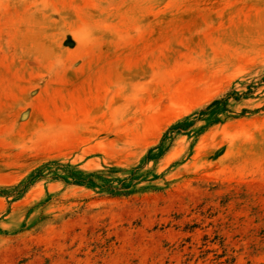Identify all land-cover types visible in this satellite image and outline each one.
Returning <instances> with one entry per match:
<instances>
[{"label":"rangeland","instance_id":"1","mask_svg":"<svg viewBox=\"0 0 264 264\" xmlns=\"http://www.w3.org/2000/svg\"><path fill=\"white\" fill-rule=\"evenodd\" d=\"M0 264H264V0H0Z\"/></svg>","mask_w":264,"mask_h":264},{"label":"trees","instance_id":"2","mask_svg":"<svg viewBox=\"0 0 264 264\" xmlns=\"http://www.w3.org/2000/svg\"><path fill=\"white\" fill-rule=\"evenodd\" d=\"M241 96L242 94H239L237 91L229 92L226 95V97L215 100L208 107L200 110V112L198 113L197 120H201L204 116H207L208 114L213 113L216 110L215 108L219 107L221 104H225L229 99L231 98L239 99L241 98ZM188 119L189 118L169 128V130L166 132L165 136L163 137L161 143L157 147L149 150V154L147 156L148 161L154 160L155 158H157V155H152L153 151L155 149L161 148L169 136H172V134L181 132L189 128V126L192 123H188ZM65 168L69 170V178L67 179V178H62L58 176H56L55 178H61L66 183H70V184L89 186L92 188H100L103 192H106L111 197H129L135 192L134 190H131V188L133 187L132 184L126 183L127 181L126 179L123 181L119 179L114 180V179L105 178L103 177V175H101L98 172L85 173L84 171H80V170L75 171L70 166H67ZM41 176L42 175L40 171L33 173V175H31V177L29 178V180H27L26 186L27 185L29 186L31 182H35ZM129 178L133 179V176ZM99 179L102 180L101 183L98 182ZM115 181L119 182L118 186L114 185Z\"/></svg>","mask_w":264,"mask_h":264}]
</instances>
